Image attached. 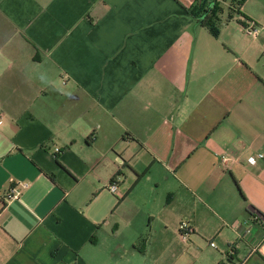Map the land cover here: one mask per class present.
Returning <instances> with one entry per match:
<instances>
[{"label": "crops", "instance_id": "obj_1", "mask_svg": "<svg viewBox=\"0 0 264 264\" xmlns=\"http://www.w3.org/2000/svg\"><path fill=\"white\" fill-rule=\"evenodd\" d=\"M195 1L0 0V264H264V0Z\"/></svg>", "mask_w": 264, "mask_h": 264}, {"label": "trees", "instance_id": "obj_2", "mask_svg": "<svg viewBox=\"0 0 264 264\" xmlns=\"http://www.w3.org/2000/svg\"><path fill=\"white\" fill-rule=\"evenodd\" d=\"M223 2H229L231 9L228 13L227 21L233 19L234 14L246 2V0H196L187 11L189 15L194 18L199 24L206 28L209 33L217 38L220 35L222 21L220 19L223 13ZM255 215L253 212L252 216ZM263 217V216H262Z\"/></svg>", "mask_w": 264, "mask_h": 264}, {"label": "built area", "instance_id": "obj_3", "mask_svg": "<svg viewBox=\"0 0 264 264\" xmlns=\"http://www.w3.org/2000/svg\"><path fill=\"white\" fill-rule=\"evenodd\" d=\"M245 31L252 36H256L258 33V28H256L253 25H247L245 26ZM4 123V115L2 113H0V126ZM259 157H263V155H260ZM231 160L229 157L227 156H223L222 157V163L224 165H226L228 163V161ZM250 162L252 163V160H250ZM31 186V182L29 181H17L13 184V186L11 187L10 191L7 193V198L9 200H18L20 198V196L22 195L23 191L30 188ZM108 191L113 194V195H118L119 194V188H118V184L116 181H112L109 185H108ZM253 220L259 224L260 226L264 227V217H262L261 215L257 214L255 212V215L253 216ZM180 236L182 238L183 241L187 242L188 241V237L190 234H192L193 232V228L192 226L186 222L183 221L180 225ZM212 247H215L214 243H211Z\"/></svg>", "mask_w": 264, "mask_h": 264}, {"label": "rangeland", "instance_id": "obj_4", "mask_svg": "<svg viewBox=\"0 0 264 264\" xmlns=\"http://www.w3.org/2000/svg\"><path fill=\"white\" fill-rule=\"evenodd\" d=\"M107 193H108V195H109V197L111 196V197H114L108 190L106 191ZM105 196H107V195H105ZM105 200H108V198H106Z\"/></svg>", "mask_w": 264, "mask_h": 264}]
</instances>
